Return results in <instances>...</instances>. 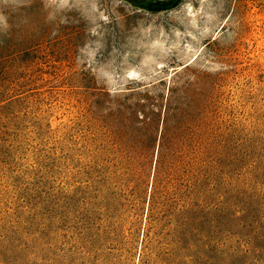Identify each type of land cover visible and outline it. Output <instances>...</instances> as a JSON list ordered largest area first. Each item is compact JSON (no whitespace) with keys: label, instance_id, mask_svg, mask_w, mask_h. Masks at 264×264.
Returning <instances> with one entry per match:
<instances>
[{"label":"rangeland","instance_id":"rangeland-1","mask_svg":"<svg viewBox=\"0 0 264 264\" xmlns=\"http://www.w3.org/2000/svg\"><path fill=\"white\" fill-rule=\"evenodd\" d=\"M0 13V264H264V0ZM168 86L158 166L123 136Z\"/></svg>","mask_w":264,"mask_h":264},{"label":"trees","instance_id":"trees-1","mask_svg":"<svg viewBox=\"0 0 264 264\" xmlns=\"http://www.w3.org/2000/svg\"><path fill=\"white\" fill-rule=\"evenodd\" d=\"M169 6L167 2H158L156 5H151V9L160 10L166 9ZM188 91V87L178 88L175 86H168L165 93L161 95L160 104L154 105L156 106V111L153 110V108L149 109L148 106L142 105V107L149 109L154 115V119H151L150 122L146 119L144 111H142V113H137V110L132 111V113L126 117V119H129L130 125L126 128L123 141L125 143H135L137 146L145 143L152 144L154 147L156 146V165L160 166L161 160L165 155L164 148H166V141L169 133V119L174 112L181 111L182 108L179 105L180 99L186 96ZM192 103L193 101L190 104L192 105ZM150 118L151 117H149V119ZM135 121L137 123H135ZM151 123L154 125L152 126ZM191 188L193 194L199 191V187L196 183H192ZM189 206L193 208L195 203H190ZM151 219L152 218L149 216V223Z\"/></svg>","mask_w":264,"mask_h":264},{"label":"clouds","instance_id":"clouds-1","mask_svg":"<svg viewBox=\"0 0 264 264\" xmlns=\"http://www.w3.org/2000/svg\"><path fill=\"white\" fill-rule=\"evenodd\" d=\"M5 20V16L3 15V13H0V21Z\"/></svg>","mask_w":264,"mask_h":264},{"label":"water","instance_id":"water-1","mask_svg":"<svg viewBox=\"0 0 264 264\" xmlns=\"http://www.w3.org/2000/svg\"><path fill=\"white\" fill-rule=\"evenodd\" d=\"M130 1H132V2H136V0H130Z\"/></svg>","mask_w":264,"mask_h":264}]
</instances>
